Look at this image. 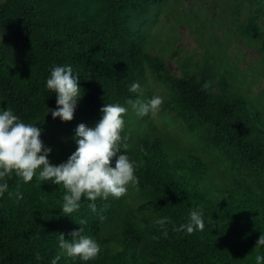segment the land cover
<instances>
[{
	"label": "trees",
	"instance_id": "1",
	"mask_svg": "<svg viewBox=\"0 0 264 264\" xmlns=\"http://www.w3.org/2000/svg\"><path fill=\"white\" fill-rule=\"evenodd\" d=\"M262 21L264 0H0V108L37 123L50 163L60 164L76 149L77 125L93 127L107 103L127 107L121 150L139 178L121 198H98L95 212L82 199L69 217L63 186L13 174L9 191L22 198H0V264H51L58 254V264H84L59 247V235L70 239L80 227L101 245L87 264H255L264 254L256 246L264 235V105L235 85L244 72L224 42L252 44L263 65ZM177 25L196 31L202 51L178 53ZM206 31L209 41L199 38ZM67 64L83 96L61 122L47 113L57 105L45 82ZM153 96L163 101L155 113L139 116L127 104ZM197 206L205 229L174 231ZM163 218L171 223L162 227Z\"/></svg>",
	"mask_w": 264,
	"mask_h": 264
},
{
	"label": "clouds",
	"instance_id": "2",
	"mask_svg": "<svg viewBox=\"0 0 264 264\" xmlns=\"http://www.w3.org/2000/svg\"><path fill=\"white\" fill-rule=\"evenodd\" d=\"M79 78L71 64L57 65L51 69L45 86L56 95L57 106L47 108V113L50 112L53 119L59 118L61 122L73 119L77 101L83 96ZM139 89L140 85L133 83L129 91L137 92ZM162 102V97L153 96L146 103L140 99H129L127 104L139 116H145L158 112ZM99 111L100 118L93 127L83 123L77 125L73 136L75 151L65 162L52 164L48 159L52 149L40 139L42 130L36 126L37 123H26L12 109L0 108V198L6 193L8 196L15 195L16 199L22 198L19 191H9L7 178L13 174L24 183L36 177L41 183L63 186L65 192L60 209L70 217V214L79 211L82 199L89 201V208L95 212L98 198L107 200L111 196L118 199L127 194L129 187L137 186V162L121 150L128 147L122 142L124 138L121 135L128 108L119 103H107ZM84 223L86 221H80V224ZM158 223L163 227L171 221L163 218ZM205 226L204 211L197 206L190 211L187 222L178 227L174 225L173 230L192 234L194 231L202 232ZM163 234L167 236V231ZM70 237L65 239L63 234L59 235V247L64 256L79 258L87 264L100 254L101 245L92 236L83 234L81 227L73 231ZM256 246L264 247V235L260 236ZM60 259L61 255H56L51 264H58ZM255 264H264V254L255 256Z\"/></svg>",
	"mask_w": 264,
	"mask_h": 264
},
{
	"label": "rangeland",
	"instance_id": "3",
	"mask_svg": "<svg viewBox=\"0 0 264 264\" xmlns=\"http://www.w3.org/2000/svg\"><path fill=\"white\" fill-rule=\"evenodd\" d=\"M184 1L186 4L191 6L195 0ZM225 1L226 0H221V2ZM262 23L264 26V21H262ZM230 26L231 24H229L228 27ZM177 27L176 32L179 37L176 40L175 48L178 47V53L193 52L198 54L202 51L203 44L196 41L198 36L196 31L192 29L191 26L184 27L177 25ZM165 29L168 31L169 29L172 30L169 27H165ZM208 32L209 31H206L202 35H199V38L209 41L212 37ZM224 43L226 45L225 51L228 54V58L235 61L236 69L238 71L244 72V75H235V85L240 87L242 91L246 93L251 100H253V102L259 101L264 105V64L259 65V62L261 61L259 51H257L252 44L244 43L241 40H238V42L231 41L229 43ZM166 62L171 73L177 74L179 72L176 60L174 58H170L169 54L166 55ZM252 73L256 74L258 78H253ZM147 79L152 81L150 77H147ZM160 123H162L161 120ZM126 200L130 203L131 198L128 197Z\"/></svg>",
	"mask_w": 264,
	"mask_h": 264
}]
</instances>
